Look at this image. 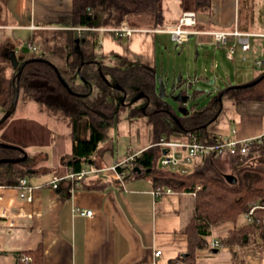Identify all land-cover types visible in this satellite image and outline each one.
<instances>
[{
  "label": "crops",
  "instance_id": "0c3cea01",
  "mask_svg": "<svg viewBox=\"0 0 264 264\" xmlns=\"http://www.w3.org/2000/svg\"><path fill=\"white\" fill-rule=\"evenodd\" d=\"M211 1L209 12L197 11L198 23L194 28L202 32L198 35H205L211 41V36L203 32L234 28L247 32L264 31V0ZM71 8L72 0H0V46L11 44L17 53L16 45H21L24 53L21 60H26L33 58L29 56L30 51L34 50L30 45H35L37 49L38 37L55 44L63 38L62 42L65 43L67 34L64 31L69 26L62 24L61 19L70 15ZM187 9L190 8L184 5L170 25H176ZM111 28L99 27L87 32L89 37H96L97 46L102 45L104 56L118 52L150 65L156 62L152 29L144 30L133 26L131 35L125 36L128 44L123 45L121 40L115 39L117 36ZM5 29L12 31L13 39L4 35ZM74 31L77 33L75 29ZM48 32L54 35L51 36ZM99 32H103L102 39L99 38ZM260 39L263 54L264 39ZM97 46L95 52L99 58ZM255 50L253 44L250 57H253ZM256 56L254 55V59ZM45 57L56 64L65 77L71 75L63 58L53 53H48ZM231 85L233 84L225 87ZM232 97L236 101L231 106L235 108L231 110L229 105L223 103L222 111L211 122L208 131L216 137L238 139L264 135V99L237 100L235 96ZM233 129L236 130L234 134ZM151 144L139 150L146 149ZM71 151L68 152L66 161L70 158ZM221 157L228 155L223 154ZM66 161L63 172L44 180L41 175L45 169L41 170L36 166L39 172L28 178L35 186L31 202L20 197L17 186L0 184V193L4 195V199L0 200V207L8 210L15 223L10 226L9 219L0 218V264H27L30 258L26 260L20 254L39 247L43 250V264H167L187 251L188 238L181 228L191 217L193 193L174 190V193L155 196L154 179H118L111 169L113 165L104 168L107 174H90L79 185H71L72 181L69 179L60 182L58 188H53L49 182L54 176L69 173ZM88 168L94 169L93 166ZM95 169L103 170L100 167ZM4 172L6 169H0L1 174ZM97 173L99 172L94 174ZM91 175L94 178L89 181ZM90 183L106 184L102 188L82 186ZM80 209L92 210L93 215H82ZM228 227L230 228L227 223L218 227L221 231L219 236L225 235L223 232ZM214 232L210 237L215 235ZM157 250L162 251L159 257L155 256ZM206 251H199V264H210L211 258H203ZM227 255L228 259L223 264L231 261V253ZM214 264L221 262L216 260Z\"/></svg>",
  "mask_w": 264,
  "mask_h": 264
},
{
  "label": "trees",
  "instance_id": "16d2710c",
  "mask_svg": "<svg viewBox=\"0 0 264 264\" xmlns=\"http://www.w3.org/2000/svg\"><path fill=\"white\" fill-rule=\"evenodd\" d=\"M162 1L72 0L70 15L61 19L62 24L69 26V29L64 31L67 39L65 43L52 51L53 54L65 60L71 72L69 77H65L57 65L43 54L35 56L41 60H30L24 66L20 78L16 80V70L9 71L13 67L5 54V44L1 46L0 108L3 110V115L12 104L16 81L20 92L26 93L38 103L61 110L67 116L72 140V151L70 158L66 161L68 172L76 173L92 166L91 163L96 164L92 154L98 149L99 143L108 137V127L115 124L120 111V101L116 100L115 95L110 92L111 87L97 74L95 62L98 55L95 47L98 43L95 36L89 37V33L87 34L92 30L85 31L82 38L78 39L74 28L78 26L115 27L130 17L150 18L155 28H161L165 19ZM182 4L190 8L187 10L209 12L212 1L182 0ZM99 64L103 75L114 72L113 77L118 84L139 86L140 82L144 81L148 83V93L151 96L154 95L152 89L155 74L152 68L148 71H140L136 69L138 66H132L133 71L128 72L119 67L110 68L104 64L103 60H100ZM262 74L264 71L256 78ZM80 76L84 78V81ZM61 77L69 83L72 91H69L62 83ZM97 89H103V92L99 93ZM227 94L235 96L237 100L264 99V78L248 88H233ZM154 100L162 99L158 97ZM160 105L162 107L163 103L160 102ZM199 113L194 115L199 127L192 128L184 126L183 121L181 122L183 127L176 128L178 125L168 122L165 113L152 118L150 123L154 129L153 142L146 149L138 150L140 153L132 162L133 165L126 170L123 179L127 181L150 177L155 180L156 185L170 186L174 190L194 193L191 217L181 228L188 238L187 251L171 259L167 264H199V251L215 249L211 247L210 236L215 228L227 221L233 225L228 229L227 234L218 236L220 240L218 250L220 248L229 250L231 253L229 264H245L240 256V249L249 248L251 245L255 252L264 249V208L256 207L253 214H250L255 206L264 205V162L259 165H253L250 162L255 159L256 152L257 158L264 161V139L261 142L254 141L245 154L240 152L227 154L233 169L232 173L224 172L220 163L223 153L203 156L188 173L157 166L163 152L162 148L155 143L161 137L171 140V133L175 129L180 130L184 141L191 140L193 136L203 142L215 141L217 137L208 131L209 125L200 126L212 116L211 112L200 111ZM215 119L214 116L211 121ZM21 149L0 147V159L28 154L27 150L22 149L24 150L22 152ZM2 165L6 166V172L0 173V184L5 186H17L20 178H29L39 172L36 163L31 162L29 156L25 161ZM71 181V185L74 186L75 181ZM105 184L90 183L82 186L102 188ZM198 185H201L200 189L197 188ZM242 218L244 222H241ZM20 257H29L27 264H43V250L40 247L25 251L20 254Z\"/></svg>",
  "mask_w": 264,
  "mask_h": 264
},
{
  "label": "rangeland",
  "instance_id": "374dc122",
  "mask_svg": "<svg viewBox=\"0 0 264 264\" xmlns=\"http://www.w3.org/2000/svg\"><path fill=\"white\" fill-rule=\"evenodd\" d=\"M162 7L165 19L161 28H155L150 18L130 17L127 19L129 24H134L133 26L136 28L153 30L156 65L160 75L169 71L170 75L168 78L170 80H173V76L176 74L177 77L182 75V78L184 77L182 83L186 85L188 82H192V88L196 86L207 88L209 84L206 80L209 78L210 81L214 80V85L217 88H224L231 83L233 85H240L251 82L257 79L256 76L260 72L264 71V69H260L254 64V55H262L260 50L262 39L251 38L256 50L253 53V57L251 55L247 60L239 58L235 60L228 59L225 55V50L221 48L215 49L210 39H207L205 35L194 34L187 41L178 44L166 30L169 29L172 20L183 9L184 4H182V0H163ZM130 26L133 27L132 25ZM3 33L7 38L13 39L11 30L5 29ZM48 34L54 35L52 32H48ZM102 37L103 32H99V38L102 39ZM203 38H206V40ZM115 39L121 40L123 45L128 44L127 37H115ZM62 41L63 38L59 39L57 44H55V42L46 41L43 37H38L39 46L36 50H31L29 56L34 57L52 53L53 50L62 45L61 43L64 42ZM16 49L18 57L21 59L22 55H24L23 47L17 44ZM97 52H99L104 63L109 65H114L120 58L114 56L115 53L104 56L102 54V45L97 46ZM12 70L10 69L9 71L12 72ZM168 91H172L170 85ZM192 91L191 89L190 93ZM232 96L226 93L222 97L223 103L227 106L229 105V109L231 110L235 108L231 105L236 101ZM165 98L172 101L168 96H165ZM208 99L207 92H203L198 94L195 100L190 101V103H199L198 105L201 107L207 104ZM190 108H192L191 105ZM130 111L129 107L122 106L120 108L115 124L109 126L107 129L108 137L99 143L98 149L92 154V157L96 160V164H92L94 169L103 168L99 173L93 175L107 174L108 172L105 169L108 166L115 165L126 158L129 153L148 146L153 142L154 129L148 118L144 115L132 117L130 116ZM2 115L3 110L0 108V117ZM171 138L173 140H184V136L178 131L172 132ZM0 142L27 150L30 161L35 162L36 166L40 167L41 170L45 169L41 175L44 180L50 178L55 173L60 174L63 172L68 152L72 149L71 128L67 116L61 110L38 103L26 93L19 92L18 104L15 111L0 127ZM155 145H157V142ZM254 157L255 159L250 161L253 165H259L264 162L261 158H257V152ZM199 161V159L196 160V163ZM220 163L223 166L224 172H233L228 157H221ZM2 164L5 163H0V169H5L6 166ZM157 166L162 167L160 161ZM93 175L89 177V181H92ZM241 222H244L243 218ZM226 223L230 227L233 225L229 221L222 225ZM218 227L214 229L215 235L211 239L219 236L221 231H219ZM228 228L224 232L222 230V232L227 234ZM252 247L251 245L249 248L240 249L239 251L245 264L253 261L252 264H264V249L263 251L255 252ZM228 253L230 252L226 249L220 248L215 253L206 251V256L203 258H211L210 264H214L216 260L223 264L228 259Z\"/></svg>",
  "mask_w": 264,
  "mask_h": 264
},
{
  "label": "built area",
  "instance_id": "2783aa9c",
  "mask_svg": "<svg viewBox=\"0 0 264 264\" xmlns=\"http://www.w3.org/2000/svg\"><path fill=\"white\" fill-rule=\"evenodd\" d=\"M198 22V13L194 10H185L181 14L179 21L176 25L171 26L167 32L172 35V38L178 44H182L187 41L191 35L200 34L202 32L197 31L194 26ZM77 31L78 39H81L83 33L88 30H95L94 27L78 26L74 28ZM115 36L125 37L130 36L133 32V27L130 26L128 20H123L118 26L112 27L110 29ZM165 31V30H163ZM211 36V43L215 49H224L225 55L230 60H235L240 58L242 60H247L250 57V52L253 49L252 37H260L264 39V31L260 32H247L241 31L238 28L232 30H213L203 32ZM30 47L36 50L35 45H30ZM254 64L260 69H264V45H263V54L254 59ZM233 134L236 133V130H232ZM264 139V135L246 139H238L236 137H217L213 142H203L199 141L196 136H193L189 141H177V140H167L165 137L157 142L163 150H166L165 153H162L160 159L161 168L179 170L182 173H188L192 166L196 163L198 158H202L205 155L209 154H236L238 152L245 154L249 151L251 144L254 141L261 142ZM140 151H133L123 160L117 162L111 167V169L116 173L118 179H123L126 174V170L133 165V161L137 154ZM99 172L92 168H84L76 173H68L64 176H54L49 182L53 188H58L60 182L64 180H74L76 185H79L84 178L90 174ZM2 186V185H1ZM17 187L20 189V197L31 202L32 201V192L35 186H33L28 178L22 177L19 179ZM198 189L201 188V185L197 186ZM174 193V189L170 186H161L156 185L153 190L155 196L162 194ZM194 194V193H193ZM4 199V195L0 193V200ZM255 206L251 209L250 214H253ZM82 215L91 216L93 211L89 209H80ZM0 218L9 219V225L13 226L15 223L13 221V216L8 213V210L4 207H0ZM220 241L217 238L211 239L210 244L212 247H217ZM162 251L157 250L155 256L159 257ZM29 258L26 257V260Z\"/></svg>",
  "mask_w": 264,
  "mask_h": 264
},
{
  "label": "flooded vegetation",
  "instance_id": "af4514ba",
  "mask_svg": "<svg viewBox=\"0 0 264 264\" xmlns=\"http://www.w3.org/2000/svg\"><path fill=\"white\" fill-rule=\"evenodd\" d=\"M120 38H122V37H120ZM5 47H6L5 48V54L8 57L11 50H13V47L11 44H5ZM113 53H115L114 56H116V57L118 56L120 58L118 59V61H116V63L114 65H109V64L104 63V64L108 65L110 68L111 67L112 68L119 67V69H125L126 71L129 72V71H133L134 68H132V66H138L136 69L140 70V71H148V69H150V68H152L154 70L155 83L153 84V89H152V93L154 95L151 96L148 93L149 89H147L148 83H144V81H141L139 86L133 85V84L131 86H128V85L126 86V85H120L117 83V80L113 77L114 72L113 73L108 72L107 75H103L102 67L99 64V61L103 60V59H102V57L97 58L95 65H96V68L98 69V71H97L98 76H101V78L103 80H105V82L111 87L110 92L115 95L116 100L120 101V108L122 106L129 107V109L131 110L130 116L134 117L137 115H144L148 118L149 122H151L152 118L156 117V115L161 114V113H165L166 114L165 117H167V120H169L168 122L172 123V125L173 124L178 125L176 128L183 127V124L181 123L182 121L184 122V126L192 128V127H199V125H197L195 117H194V115L196 113H199L200 111L211 112L212 116L209 119H206L202 124H200V126H204V125H210L212 122L211 118L214 116L217 118L218 115L220 114V112L222 111V107H223L222 97L227 93L226 92L220 98V93L224 89L223 87L217 88L216 92L212 93L211 98L209 97V99L207 100V103L210 99H212V102H210L209 104H206L205 106H201V107H203V108H201V110H200L199 105L194 107L195 102L190 103V101H194L195 99L190 100L187 104L181 103V102H173V101H170L169 99H167L165 97L163 98L159 95L160 94V83H159L158 78L162 77V79L165 83V86H166V94L169 97V93H170L168 91L169 85L170 86H172V85L179 86L184 81V77L182 78L181 81L177 82V74H176L173 76V80H170V78L165 76L166 73H162L161 75L159 74L156 62L153 63V65H150V64L145 63L143 61H140V59H130L127 57V55L118 54L117 52H113ZM113 53H111V54H113ZM24 60L20 59V61H24ZM9 61H10V59H9ZM10 63H11V61H10ZM15 70H16V72H18V69L13 68V71H15ZM80 77H81L82 81H84V78L82 76H80ZM206 81L209 84V82H211L212 80L210 81V79L207 78ZM191 86H193V85H191ZM210 87H211V85L209 84L208 88H210ZM90 88L92 89V87H90ZM180 89H184V88L181 87ZM191 89L193 90L191 95H193L194 97H196L198 94L204 92V91H196L192 87H191ZM97 91L99 93H102L103 89L102 90L97 89ZM184 93H187V92L184 91ZM153 97L154 98L161 97L162 100H154ZM159 101L163 103L162 107H160L161 105H160ZM190 105L192 108H190ZM183 106H187L189 108V110H190L189 114L182 115L181 112L177 111V107H183ZM199 114H201V113H199ZM174 131L180 132V130H177V129H175ZM217 239H219V238H217ZM219 247H220V243L217 247H214V248L217 249V251H219L218 250Z\"/></svg>",
  "mask_w": 264,
  "mask_h": 264
},
{
  "label": "water",
  "instance_id": "95a60500",
  "mask_svg": "<svg viewBox=\"0 0 264 264\" xmlns=\"http://www.w3.org/2000/svg\"><path fill=\"white\" fill-rule=\"evenodd\" d=\"M28 50V49H25ZM11 64L13 66V68L18 69L17 72V76H16V80H18L21 76L22 70L24 68V66L30 61V60H41V58H31V59H26L24 61H20V59L17 56L16 50H11L10 54L8 55ZM79 73H80V68H79ZM169 71L166 72V77H169ZM264 78V74H262L260 77H258L257 79L245 83V84H240V85H231L228 87H225L221 93H220V98L222 97V95H224L226 92H228L229 90L233 89V88H248L251 87L257 83H259L262 79ZM159 83H160V96L161 97H165L167 96L166 94V86L165 83L162 79V77L158 78ZM182 80V75H179V77H177V82ZM61 81L62 83L68 88L69 91H72L70 88L69 83L63 78L61 77ZM209 84L211 85L210 88H204V87H199L196 86L194 88V90L196 91H204L207 92L208 97H211L212 93L216 92L217 87L214 85V80H212L211 82H209ZM192 82H188L186 85H184L183 83H181L179 86H170L171 87V92L169 93V97L171 98V100L173 102H181V103H185L187 104L190 100H194L195 97L193 95H191L190 91H191V86ZM181 87H183L184 89H180ZM184 91H186L187 93H184ZM19 85L18 83H16L15 81V86H14V96H13V101L11 106L7 109V111L4 113V115L0 118V125L5 122L10 116L11 114L15 111L16 107H17V103H18V99H19ZM210 102H212V99H210L208 101L207 104H209ZM199 103H194L195 106H197ZM177 111L181 112L182 115H187L189 114L190 110L187 106H183V107H177ZM175 118V117H174ZM0 147H4V148H16V149H21L17 146H12L9 144H5V143H1L0 142ZM22 150V149H21ZM22 152H24V150H22ZM166 150H163V153H165ZM28 157L27 153H24L22 156L20 157H16V158H1L0 159V163H15V162H21V161H25ZM139 171H141V169L139 168ZM215 251H217V249H214ZM185 254V253H184Z\"/></svg>",
  "mask_w": 264,
  "mask_h": 264
}]
</instances>
